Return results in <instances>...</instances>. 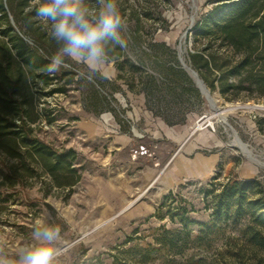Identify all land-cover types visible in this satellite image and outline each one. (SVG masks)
Returning <instances> with one entry per match:
<instances>
[{
  "label": "rangeland",
  "instance_id": "rangeland-1",
  "mask_svg": "<svg viewBox=\"0 0 264 264\" xmlns=\"http://www.w3.org/2000/svg\"><path fill=\"white\" fill-rule=\"evenodd\" d=\"M229 1L120 0L127 22L122 32L123 40L128 42L124 44L125 50L135 63L141 64L143 60L145 72L160 78L156 64L167 60L183 67L180 57L188 64L195 23L214 6ZM2 3L10 24L18 29L20 25L9 0ZM2 18L0 14V26ZM154 42H165L175 54L166 46H153ZM200 44L205 46V40ZM212 45L220 53L230 51L219 40ZM67 64L70 67L63 65L51 73L52 86H65L64 94L46 95L42 82H32L28 93L38 108L49 105L66 108L63 111L67 119L74 122L51 127L46 122L32 125L26 119V124H19L32 128V136L58 152L67 149L76 152L73 160L76 171L62 175L74 178L75 183L58 186L43 166L29 156L23 142L19 141L16 147L9 137L5 143L11 147L4 148L0 140V237L3 238L0 264H11L18 247L29 240L37 219L52 220L61 226L66 248L61 264H264V246L250 239L254 232L264 237V225L252 218L254 207L249 208L250 214L228 219L218 228L207 230L202 245L186 238L177 219L160 218L156 213L164 195L173 189L175 195L167 200L171 209L186 206L190 219L210 221L212 199L209 196L207 205L203 191L211 187L213 176H217V182L257 179L260 184L252 186L249 200L264 197V110H232L227 113L226 123L217 116L208 119L212 112L210 100L189 74L203 103L191 92L189 109L173 116L174 120H183L171 127L178 131L174 140L168 138L166 126L156 117L149 119L148 115V122L145 121V93L137 79L140 71H129L126 66L121 71L122 77L114 81L104 79L102 73L110 74L106 67L92 74L81 63L70 60ZM132 79L134 89L127 83ZM93 80L100 86L99 98H103L98 104L89 83ZM79 94L84 105L111 111L123 129L130 131L128 146L117 148L111 137L85 138L77 126L78 118L73 117L77 113L85 116L78 108ZM238 94V99L228 100L216 90L211 96L220 108L235 103L264 104V94L255 87H241ZM151 102L156 113L159 107ZM236 138L246 144L250 155L236 143ZM139 145H144L152 155L134 157L132 150ZM11 152L20 154L15 156ZM167 206L160 212L164 213ZM247 226L245 233L241 229ZM190 228L194 237L200 225L192 223Z\"/></svg>",
  "mask_w": 264,
  "mask_h": 264
},
{
  "label": "trees",
  "instance_id": "trees-1",
  "mask_svg": "<svg viewBox=\"0 0 264 264\" xmlns=\"http://www.w3.org/2000/svg\"><path fill=\"white\" fill-rule=\"evenodd\" d=\"M94 4L95 0H88ZM11 11L19 23L18 29L10 24L6 8L0 0V14L3 17V24L0 26V140L4 148L6 140L12 137L19 145L23 142L27 153L43 166L55 184L58 186H71L75 183L74 178H64L62 175L76 170L73 167V160L76 152L67 149L58 152L43 142L40 138L32 136V128H22L19 123L26 124V119L32 121L27 115L28 107L32 106V98L28 93L29 87L36 84V78L44 84L53 83L51 73L47 71L52 57L56 54L57 45L48 36L46 27L36 24L39 20L34 11H29L30 0H9ZM28 38L32 41L30 43ZM193 49L188 52L187 62L197 71L211 93L218 90L228 100L238 99V89L241 87H255L264 94V1L263 0H230L220 6H214L206 14L197 20L192 29ZM205 40L206 45L201 46ZM220 41L226 44L230 51L220 53L213 48L212 42ZM128 43L125 39V43ZM153 46H166L167 50L175 54L174 49L167 46L165 42H154ZM152 56V55H150ZM173 56V55H172ZM110 60H113L120 71H140L138 83L143 89L149 109L153 101L159 107L157 115L165 120L173 121L175 113H181L189 109L187 104L191 103V92L196 94L198 101L203 103L200 92L192 87V80L187 70L178 63H169L167 60L159 61L156 66L161 77L154 73L145 72L141 64L135 63L132 57L126 52L125 46L115 47L110 51ZM70 62L66 60L65 63ZM36 69H41L36 73ZM122 73V72H121ZM131 74V72H129ZM55 75V74H54ZM119 77H122L119 74ZM105 80H108L104 78ZM93 91L96 103L102 99L100 86L95 80L89 82ZM131 89L135 83L127 82ZM56 91L49 89V93ZM17 95V98H14ZM154 99V100H152ZM105 100V98H104ZM174 108V106H176ZM181 110V111H179ZM164 111L170 112L169 114ZM154 112V111H153ZM13 117V119H12ZM12 119V120H11ZM26 126V125H25ZM17 151V150H16ZM18 156L20 153L11 152ZM11 177V175H10ZM66 177V176H65ZM213 176L211 187L203 191L207 205L211 197V220L208 222H197L188 216L189 210L186 206L170 208L167 203L173 198L175 191L169 190L163 197V201L157 208L156 213L160 218L168 216L171 220L177 219L181 224L180 231L187 239L202 245L207 230L218 228L220 223L228 219L236 220L245 214H250L249 208L254 207L252 218L259 224L264 225V197L251 198V190L254 184H260L257 179H235L227 182H217ZM167 206V210L161 213V209ZM200 225L198 233L192 237L190 225ZM248 226L242 228L248 232ZM251 241L264 246V237L254 232L250 236Z\"/></svg>",
  "mask_w": 264,
  "mask_h": 264
},
{
  "label": "clouds",
  "instance_id": "clouds-1",
  "mask_svg": "<svg viewBox=\"0 0 264 264\" xmlns=\"http://www.w3.org/2000/svg\"><path fill=\"white\" fill-rule=\"evenodd\" d=\"M29 11H34L57 45L47 67L49 73L72 60L95 74L110 62L111 49L124 46L122 32L127 22L120 0H95L94 4L88 0H30ZM2 245L0 237V250ZM65 253L61 226L37 219L29 240L18 247L11 264H61Z\"/></svg>",
  "mask_w": 264,
  "mask_h": 264
},
{
  "label": "crops",
  "instance_id": "crops-1",
  "mask_svg": "<svg viewBox=\"0 0 264 264\" xmlns=\"http://www.w3.org/2000/svg\"><path fill=\"white\" fill-rule=\"evenodd\" d=\"M36 24L41 25L45 27L41 21H37ZM106 68L109 71V75L102 73L103 77L108 80H114L118 81L120 79L119 74H121V71L117 68L115 62L113 60H110V62L106 65ZM36 73H40L41 69H36ZM36 82H42V88L43 93L46 95H54V94H64L67 91V88L65 86H52L53 83H50L48 85L44 84L42 80L36 78ZM118 85H120L118 83ZM55 88L56 91L49 93V89ZM41 91V90H40ZM80 96V106H78L80 111H83L85 116H80L79 113L74 114L77 126L79 130L83 133L84 136H86V139L93 140L97 139L98 137H111L115 143V146L117 148H124L128 146V144L131 142V137L129 136L130 131L127 129H123V126L121 125L120 121L115 118L113 113L107 109H102L99 106L97 108L94 107H87L84 105V101ZM143 106L145 109V121L148 122V115L149 119H154L155 117L159 120L160 123H162L164 126H166V131L168 132V138H173L176 140V134L177 129L175 127L171 128L172 126H177L183 122V120H173L171 122L165 120L164 117L160 115H154L153 111L149 109L146 102V96L143 97ZM66 108L63 107H55V106H47L46 108L37 107V105L33 104L32 106L28 107L27 109V115L29 118L32 119L30 123L32 125H36L39 123L46 122L47 125H50L53 127L55 124L64 123L65 125H70V122L64 111ZM150 114H149V113ZM100 116V117H99ZM65 121V122H61ZM63 125V124H61ZM133 132V130H132ZM136 133V132H134ZM133 133V134H134ZM135 135V134H134ZM171 190V189H170Z\"/></svg>",
  "mask_w": 264,
  "mask_h": 264
},
{
  "label": "bare ground",
  "instance_id": "bare-ground-1",
  "mask_svg": "<svg viewBox=\"0 0 264 264\" xmlns=\"http://www.w3.org/2000/svg\"><path fill=\"white\" fill-rule=\"evenodd\" d=\"M182 60L184 61L183 57ZM185 62V61H184ZM191 76L193 77V79L197 82V78L196 76L191 72V70H189ZM198 83V82H197ZM198 85H200V83H198ZM210 107L212 109L211 115L208 116V119H211L213 116H217L218 119L224 123H226V119H227V113L232 111V110H236L239 108H245L248 110H254V109H261L264 110V104H249V103H235V104H229L228 107L226 108H220L217 106H213L210 102ZM212 124V121L209 122V125ZM201 123H198V126L200 127ZM236 143L240 145V147L248 154L250 155V150H248L246 144L240 142L239 140H237V138L235 139ZM140 196V195H139ZM134 200H131L126 206L123 207V210L128 208L133 202Z\"/></svg>",
  "mask_w": 264,
  "mask_h": 264
},
{
  "label": "water",
  "instance_id": "water-1",
  "mask_svg": "<svg viewBox=\"0 0 264 264\" xmlns=\"http://www.w3.org/2000/svg\"><path fill=\"white\" fill-rule=\"evenodd\" d=\"M180 60H181V63H182V66L185 70H187V72L190 74L189 70H191V72L196 76L197 78V82L200 83V85H198V83L196 82L197 86L199 87L200 91L202 94L206 95V97L210 100L211 104L213 106H216L215 105V102L211 96V91L210 89L206 86V84L204 83L203 79L199 76V74L197 73L196 70H194L189 64H187L186 62H184L182 60V57H180ZM191 75V74H190ZM257 106V104H254ZM241 142V141H240Z\"/></svg>",
  "mask_w": 264,
  "mask_h": 264
},
{
  "label": "built area",
  "instance_id": "built-area-1",
  "mask_svg": "<svg viewBox=\"0 0 264 264\" xmlns=\"http://www.w3.org/2000/svg\"><path fill=\"white\" fill-rule=\"evenodd\" d=\"M26 40H28L30 43H32V41L28 38L25 37ZM64 65H67L68 67H70L69 64L65 63ZM132 155L134 157H138L141 155H147V156H151L152 152H150L144 145H139L137 148L132 150Z\"/></svg>",
  "mask_w": 264,
  "mask_h": 264
}]
</instances>
